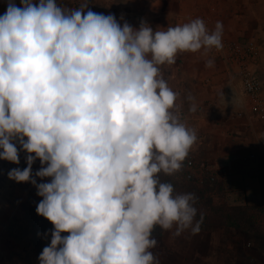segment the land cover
Returning a JSON list of instances; mask_svg holds the SVG:
<instances>
[{"label": "clouds", "instance_id": "9594fccd", "mask_svg": "<svg viewBox=\"0 0 264 264\" xmlns=\"http://www.w3.org/2000/svg\"><path fill=\"white\" fill-rule=\"evenodd\" d=\"M20 4L7 0L0 15V159L19 164L17 144L28 153L8 176L36 186V212L54 225L39 264H158L157 225L200 231L195 194L159 178L178 172L197 140L160 66L221 49L222 22L160 31L121 25L89 3Z\"/></svg>", "mask_w": 264, "mask_h": 264}, {"label": "rangeland", "instance_id": "374dc122", "mask_svg": "<svg viewBox=\"0 0 264 264\" xmlns=\"http://www.w3.org/2000/svg\"><path fill=\"white\" fill-rule=\"evenodd\" d=\"M3 1L0 0L1 6L6 5ZM223 35L227 36L225 32H223ZM208 60L214 62L211 67L206 66ZM160 69L169 87L178 93L176 103L179 107L178 115L181 121L188 128L193 129L197 135V140L190 150L187 160L192 158L197 165L204 162L210 168V174L205 173L202 181L197 175L192 179L203 182L208 187L203 192L205 193L204 195L197 193L194 188L191 189V193L198 198L197 207L206 208L205 211L209 212L210 207L220 202H224L226 205L236 204L231 196L227 197L224 190L225 185L227 189V184L221 181L220 171H228V174H245L248 177L255 171L248 172L246 171L247 169L237 163V160L242 156L239 154H247L246 152L253 148L251 124L246 122L250 126L247 127L244 123L232 121L235 123L236 128L227 129L225 120L230 119L229 114L223 113V116L219 119L220 122L211 121L214 117L209 114L211 113L209 104L217 102L231 82V73L226 59L212 50H208L205 53L202 49L196 53H180L177 55L175 64L171 66L163 65L160 66ZM193 106L195 111L190 110ZM212 108H215L216 111L221 109L214 106ZM241 133L244 135L243 137H239ZM236 138L238 139L235 140ZM220 142L224 144V148L217 146ZM235 144H237V147H234ZM17 147L20 149L19 164L0 159V264H39V255L43 248L50 244L51 234L49 230L53 229L54 225L47 218L36 212L38 203L43 199L37 195L36 186L30 181L17 182L8 176V172L13 168L24 169L27 167L26 156L28 153L22 150L19 144H17ZM220 151L223 152L222 155H220ZM41 167L40 160L37 158L32 165L34 176L35 172ZM185 170L186 172L190 171L187 165ZM258 172L264 180V166ZM175 174L166 175L161 172L159 178L162 182L163 179L168 182ZM211 176H215V181H212ZM35 179L37 183L50 182L51 180L49 177H35ZM258 180L259 182L261 181L260 178ZM236 181L238 182V180ZM260 183L261 188H264V182L261 181ZM182 191L184 190L180 188L176 193H181ZM210 198H212V201H210ZM196 223L197 221L194 220L193 225ZM204 227L208 228V230L217 229L223 234H232L233 231H228L227 228L223 227H209L200 224L198 233L193 234L191 228H189L181 232L179 236L184 234L199 236L201 233L204 234V231H208ZM159 231L160 226L157 225L153 230L155 234H152V237L156 240H158L157 237L166 234L164 229L161 235H156ZM233 232L237 233L236 231ZM67 234L62 233V235ZM242 236L244 241H248L246 242L247 248L260 245V248L264 249V212L259 213L250 232H245ZM182 238L180 237L181 241ZM249 242H251L250 245Z\"/></svg>", "mask_w": 264, "mask_h": 264}, {"label": "crops", "instance_id": "0c3cea01", "mask_svg": "<svg viewBox=\"0 0 264 264\" xmlns=\"http://www.w3.org/2000/svg\"><path fill=\"white\" fill-rule=\"evenodd\" d=\"M35 2L38 3V0ZM3 3L6 5H0V15L7 9V1L4 0ZM15 3L22 7L20 0H15ZM58 3L68 8H78L81 4L89 3V8L94 12L114 14L121 25L127 22L138 28L144 20L153 29L160 31L195 18H202L204 22H208L221 17L223 32L229 38L255 42L261 49L262 61L259 72L264 82V0H58ZM222 96L214 104H209L211 109L209 114L214 117L211 121L220 122L223 113H227L230 116L229 120H225L227 129L236 128L235 123H244L250 127L247 124L250 123L253 148L246 153L258 151L264 160V116L247 115L243 118H232V113L222 104ZM212 106L221 109L216 111ZM251 118L252 122L249 120ZM241 136L244 135L241 133L239 137ZM217 146L225 147L222 142ZM234 147H237V144ZM219 153L223 154L222 151ZM220 173L221 181L227 184V189L226 185L224 189L227 197L231 196L234 203L255 205L262 202L261 185L257 177L252 178L240 173L228 174V171L224 170ZM175 232L174 225L172 229L166 230L164 236L157 237L156 246L150 249L158 264H264V249L260 248V245L247 248L248 241H244L242 232L232 231V234H223L217 229H209L199 236L193 234L179 236ZM180 237H183L182 241Z\"/></svg>", "mask_w": 264, "mask_h": 264}, {"label": "built area", "instance_id": "2783aa9c", "mask_svg": "<svg viewBox=\"0 0 264 264\" xmlns=\"http://www.w3.org/2000/svg\"><path fill=\"white\" fill-rule=\"evenodd\" d=\"M217 21L223 24L221 17L205 22L209 31L215 29ZM222 44L221 49H211L226 59L231 73V82L222 96V104L232 113V118L235 119L247 115L252 117L264 116V82L259 72L262 61L261 49L255 42H242L223 34ZM259 158H262V154L258 151L250 152L243 154L238 159V164L248 169L254 166ZM187 168L190 169V171H187L189 179H193L197 175L202 181L205 173L210 174V168L207 164L202 162L197 165L192 158L187 160ZM211 179L215 181L216 178L211 176ZM250 244L251 242H249Z\"/></svg>", "mask_w": 264, "mask_h": 264}, {"label": "trees", "instance_id": "16d2710c", "mask_svg": "<svg viewBox=\"0 0 264 264\" xmlns=\"http://www.w3.org/2000/svg\"><path fill=\"white\" fill-rule=\"evenodd\" d=\"M187 165V158L184 160L181 169L172 176L168 182L172 183L175 188V193L178 189L182 188L184 191L181 193H191V189H196L197 193L204 195L205 190H207V185L203 182L194 181L187 177V172L185 170ZM264 166L263 158H259L254 166H251L246 171H255L250 177L258 179L260 178L264 182L263 177L259 174L260 170ZM260 181V182H261ZM163 182L164 179H163ZM261 184V183H260ZM263 201L258 205L250 204H232L226 205L224 202H220L210 207L209 212L207 210L197 207V200L195 201V207L197 208V214L194 218L195 221L202 225L213 226V227H223L233 231L248 233L252 225L256 222L259 213L264 212V188H261ZM212 201V198H210ZM164 229L160 227V231L156 235H161ZM152 234H155L153 232Z\"/></svg>", "mask_w": 264, "mask_h": 264}]
</instances>
